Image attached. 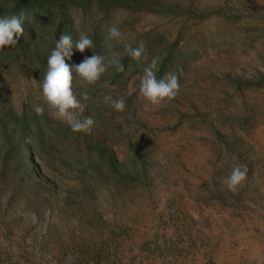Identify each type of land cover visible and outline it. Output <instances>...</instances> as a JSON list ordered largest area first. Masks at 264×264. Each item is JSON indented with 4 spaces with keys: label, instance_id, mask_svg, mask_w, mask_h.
<instances>
[{
    "label": "rangeland",
    "instance_id": "obj_1",
    "mask_svg": "<svg viewBox=\"0 0 264 264\" xmlns=\"http://www.w3.org/2000/svg\"><path fill=\"white\" fill-rule=\"evenodd\" d=\"M96 5L76 11L81 26L117 27L123 55L125 45L142 41L149 64L153 57L166 63L158 79L179 76V94L146 108L144 67L131 61L123 84L88 89L83 116L96 121L94 134L118 161L134 153L129 141L139 144L138 176L100 177L70 152L68 168L51 165L56 187L49 191L31 184L26 161L11 163L0 187V264H261L264 0ZM26 74L3 75L18 107L35 86ZM106 96L123 97L125 111ZM237 165L247 178L232 192L221 181Z\"/></svg>",
    "mask_w": 264,
    "mask_h": 264
},
{
    "label": "trees",
    "instance_id": "obj_2",
    "mask_svg": "<svg viewBox=\"0 0 264 264\" xmlns=\"http://www.w3.org/2000/svg\"><path fill=\"white\" fill-rule=\"evenodd\" d=\"M138 1L142 0H0V18L19 15L22 10L27 17L23 25L24 34L19 37L17 45L6 46L0 50V187L5 183L8 172H11V163L22 164L26 161L31 169L24 172L31 184L53 190L56 187V174L51 165L59 167L64 164L68 168L70 152L73 153L75 162L79 161L80 165L83 161L90 164L91 171L97 170L100 177L124 183L138 176L137 161L141 154L137 142L129 141L130 148L134 146V153L128 160L118 161L113 150L104 142L101 143L100 136L94 134V127L91 134L73 132L67 124L50 115L41 93L37 103L33 99L37 89L42 91L47 59L61 33L72 37L73 55L70 60L66 58L69 65L79 64L83 55L100 54L107 63L108 59L119 54L124 71L116 72L114 67H109L97 83L123 84L125 67L129 61L133 66L140 64L147 67L149 59L152 58L150 54L149 59L141 55L139 60H133L123 55L121 46L114 40H109L108 32L99 28L98 23L87 22L85 26H81L83 19L76 17L79 10L82 12L91 5L97 4L96 7L100 8L103 3L117 5ZM81 33L93 41V48H87L83 53L75 47ZM136 46L133 44V47ZM154 58L158 60V76L166 63L158 57ZM9 69H25L26 78L35 85L28 91L26 101L19 107L11 100L9 87L2 83L3 75ZM93 86L96 85L83 84L74 73V90L77 96L84 92L89 93L88 89ZM101 103L99 109L104 106ZM37 106L44 109L42 115L36 113ZM101 166L104 170H100ZM71 169L77 171V165H71Z\"/></svg>",
    "mask_w": 264,
    "mask_h": 264
},
{
    "label": "clouds",
    "instance_id": "obj_3",
    "mask_svg": "<svg viewBox=\"0 0 264 264\" xmlns=\"http://www.w3.org/2000/svg\"><path fill=\"white\" fill-rule=\"evenodd\" d=\"M26 14L22 10L19 15L0 18V50L5 47H15L18 39L24 34V20ZM120 30L112 26L108 30L109 40H119ZM133 43H135L133 41ZM111 47V44L108 45ZM76 49L83 53L87 48H93V41L86 34L81 33L75 44ZM72 37L61 33L56 41L55 48L47 59V70L43 78L42 97L47 105L50 115L62 123L67 124L73 132L91 134L96 121L91 117L83 116L86 105L82 101L89 99L88 93L84 92L78 98L74 90V73L85 85H95L105 74L109 67H114L116 72H123L124 65L119 54L114 55L105 62V57L100 54L86 56L79 64L69 65L66 58L71 59L73 52ZM144 51L141 41L138 46L125 45V54L133 60H139ZM158 60L154 58L144 68L140 78L139 92L147 102L145 107L162 106L174 100L179 94L181 85L176 73H167L162 78H157ZM181 74L182 69L178 70ZM106 104H110L118 112L125 111L126 103L123 97L113 100L111 96L104 98ZM38 115H42L44 109L40 106L35 108ZM247 178L246 166L233 167L230 175L221 181L229 191L236 192ZM264 264V260L261 261Z\"/></svg>",
    "mask_w": 264,
    "mask_h": 264
}]
</instances>
